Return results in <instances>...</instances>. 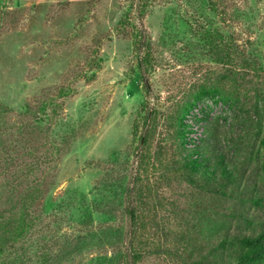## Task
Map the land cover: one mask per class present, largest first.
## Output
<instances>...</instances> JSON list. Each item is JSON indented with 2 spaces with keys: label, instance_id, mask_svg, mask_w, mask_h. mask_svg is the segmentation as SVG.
Here are the masks:
<instances>
[{
  "label": "rangeland",
  "instance_id": "obj_1",
  "mask_svg": "<svg viewBox=\"0 0 264 264\" xmlns=\"http://www.w3.org/2000/svg\"><path fill=\"white\" fill-rule=\"evenodd\" d=\"M209 1L0 0V163L13 158L17 174L0 176V212L13 215L27 193L33 196L29 229L0 263L124 264L126 206L137 176L159 201L146 211L137 249L167 232L177 238L201 216L210 200L171 174L180 159L174 116L220 74L203 35L227 32L225 7L243 31L238 42L264 70V0H213L216 12ZM144 37L152 59L140 63L134 41ZM235 96H200L192 109L213 127L224 153L249 170L264 150L250 98ZM147 106L155 109L156 128L143 156L138 135ZM192 125L188 140L199 144L205 131ZM35 182L42 193L25 194ZM210 217L234 230L228 217ZM179 248L176 257L145 253L137 264H176L186 255Z\"/></svg>",
  "mask_w": 264,
  "mask_h": 264
},
{
  "label": "trees",
  "instance_id": "obj_2",
  "mask_svg": "<svg viewBox=\"0 0 264 264\" xmlns=\"http://www.w3.org/2000/svg\"><path fill=\"white\" fill-rule=\"evenodd\" d=\"M209 4L211 10L218 11L217 3L210 0ZM220 15L223 16L221 21L227 28V32H205L203 38L208 41L209 50L214 60L220 64L221 71L212 82L204 83L194 92L192 102L204 95H222L226 90L230 91L235 98V95H240L242 98L247 96L246 100L250 98L252 102L250 115L255 118L261 148L264 150V70L258 60L246 51V44L238 42L243 31L234 25V19L227 7L220 11ZM148 40L144 37L134 41L140 63L150 62L152 59L151 45ZM245 43L249 44L250 40L247 38ZM192 102L184 103L174 116L178 140L175 149L180 159L176 161L177 167L171 174L177 182L186 181L194 187L199 192V200L210 201L201 207V216L199 215L197 220L191 222L189 220L185 228L178 231L177 238L169 240V232L164 233V237L158 232L156 235L160 234L158 239L161 242L154 243L152 238L144 244V249H137L133 243L147 228L146 211L151 207L155 209L159 206V201L156 203L153 201L151 186L142 184V180L138 183L139 176L135 177L129 193L131 203L126 206L130 217L128 235L131 242L128 250L126 247L120 255L123 257L124 264H137L138 260L149 252L165 256L175 254L174 257H176L181 246L186 255H180L176 264H264V159L260 165L249 171L245 160L239 161L227 156L216 141L213 127L203 124V114L192 109ZM44 107L41 105L39 110L42 112ZM153 111L147 106L142 132L140 131L138 135L139 153L143 156L148 153L149 144L154 137L156 112L152 114ZM188 117H190V125L186 122ZM194 123L199 124L202 132L205 131L199 144H191L190 138L188 140ZM136 132L137 125L134 122V136ZM145 151L147 152L144 153ZM12 162L13 158H4L3 163H0V176L6 178L16 173V171L13 172ZM25 164L27 165L24 166L26 174L30 171V162L26 160ZM8 180L12 181L10 183L12 188L13 178ZM38 184L40 183L35 182V185H30L29 189L24 186L25 194L34 188V192L37 191L40 195L42 189ZM27 195L33 197L32 191ZM27 195L19 201L17 211L13 212V215L4 216L3 212H0V258H3L8 250L12 251L14 243L20 240L23 232L29 229L31 200H28ZM224 202L228 203L225 208L222 205ZM212 214L228 217L227 221H233L235 224L234 230L229 229L231 225H225L219 218H211ZM150 244L151 251L148 249ZM4 263L5 261H1L0 264Z\"/></svg>",
  "mask_w": 264,
  "mask_h": 264
}]
</instances>
